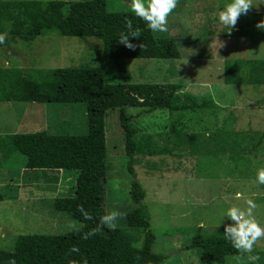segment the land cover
I'll list each match as a JSON object with an SVG mask.
<instances>
[{
    "label": "rangeland",
    "instance_id": "rangeland-1",
    "mask_svg": "<svg viewBox=\"0 0 264 264\" xmlns=\"http://www.w3.org/2000/svg\"><path fill=\"white\" fill-rule=\"evenodd\" d=\"M1 1L16 2L5 7L7 11L0 4V34L17 40L0 48V94L8 92L16 76L13 69L23 74L30 69L89 66L104 69L111 83L122 81L115 61L103 56L99 38L50 32L30 43L22 41L19 2L26 0ZM231 2L179 0L168 17L169 31L154 35L174 38L182 58L121 60L132 82L179 83L182 100L191 96L213 104L185 112L127 108L139 129L138 142L148 145L135 156L134 169L146 192L143 204L156 235L153 250L165 255L164 264H201L200 250L186 247L197 233L211 234L231 223L225 213L233 205L246 208V201L252 200L257 205L254 216L264 226V184L256 181L258 169L264 168V85L224 81L227 67L247 76L249 68L242 62L264 59V30L256 27L264 20V0H253L254 7L239 17L229 34L219 22V12ZM130 3L108 0L107 7L131 11ZM39 131L86 134V105L0 100V251L14 252L19 235L66 234L73 231L68 227L71 221L82 226L52 208L56 197L74 194L76 175L27 169L26 157L11 144L15 135ZM106 137L105 211L119 210L123 215L117 228H126L136 204L118 109L107 112ZM237 193L242 194L239 199ZM135 246L140 248L142 242ZM252 255L261 256L264 264V239ZM238 256L227 257L224 264H246Z\"/></svg>",
    "mask_w": 264,
    "mask_h": 264
},
{
    "label": "trees",
    "instance_id": "trees-1",
    "mask_svg": "<svg viewBox=\"0 0 264 264\" xmlns=\"http://www.w3.org/2000/svg\"><path fill=\"white\" fill-rule=\"evenodd\" d=\"M16 2L1 1V9ZM108 0L61 1L47 3L39 0L20 1L21 33L19 39L32 42L39 36L56 32L61 36L97 37L103 42V56L116 63L121 82L111 83L102 68L89 66L53 69H30L22 74L11 70L8 92L0 100L38 103H84L87 109L88 132L81 135L50 134L46 131L15 135L11 141L14 149L26 157L30 170L62 171L75 176L74 194L53 200L52 208L65 212L82 223L80 233L71 231L62 235H19L14 252L0 251V264L11 259L16 264H164L165 255L154 252L156 235L143 204L146 192L136 180L135 156L145 152L147 144L138 142L139 129L127 108H145L149 112L165 109L185 112L213 105L206 99L199 101L191 96L182 100L179 83H135L131 73L124 68L122 59L156 58L180 59L182 54L176 40L169 36H155L132 11H109ZM6 10V9H5ZM7 11V10H6ZM139 28V38L130 37L134 44L145 48L130 50L119 44L120 34L127 32L126 21ZM17 38L6 37L0 48L14 43ZM249 68L243 76L238 71L225 69L227 84L264 85V59L242 62ZM9 71V70H7ZM14 72V73H13ZM6 96V99L4 97ZM119 110V122L125 134L127 167L132 177L131 198L136 207L127 216V227L115 231L104 228L103 233L84 240L82 234L96 227L105 211V184L107 181L106 116L110 110ZM175 131V128L172 129ZM179 138V136H177ZM191 139V138H190ZM264 140V135H263ZM195 142V141H193ZM152 149H150L151 153ZM1 164V162H0ZM3 196L0 195V200ZM91 214L84 219L78 206ZM225 227L211 234L197 233L187 249H199L201 264H224L227 257L240 255L225 238ZM142 242V246L135 244ZM78 252H70L73 246ZM260 263L263 259L259 256Z\"/></svg>",
    "mask_w": 264,
    "mask_h": 264
},
{
    "label": "clouds",
    "instance_id": "clouds-1",
    "mask_svg": "<svg viewBox=\"0 0 264 264\" xmlns=\"http://www.w3.org/2000/svg\"><path fill=\"white\" fill-rule=\"evenodd\" d=\"M178 3L179 0H131L129 5L132 13L143 20L152 32L167 33L169 31L168 17L177 8ZM253 7V0H232L219 12V22L228 27L230 29L228 32L231 34L239 17L242 14L246 15ZM256 27L264 30V20L259 21ZM126 28L127 32H122L117 42L130 50H135L137 47L144 49L146 47L144 43L134 44L130 41V37L139 38L141 36L140 29H134L131 20L126 21ZM6 37L7 33L0 34V44L6 42ZM256 181L258 184H264V168L258 169ZM236 195L239 199L242 194L237 193ZM246 205V208L233 205L227 209L225 217L231 223L225 225L224 235L240 254L237 257L238 260L242 262L246 260V264H257L260 257L252 255V252L257 242L264 239V226H261L254 216L257 205L250 199L246 201ZM78 211L84 219L91 218V214L84 209L83 205L78 206ZM122 215L119 210L107 212L100 217L97 226L83 233L81 238L87 240L91 236L102 234L105 227L115 231L118 227L117 221ZM68 227L76 233L81 231V225L77 221H71ZM78 251L79 248L75 245L70 249V252ZM8 264H16V260L11 259ZM72 264H76V262H72ZM84 264H87V260L84 261Z\"/></svg>",
    "mask_w": 264,
    "mask_h": 264
}]
</instances>
